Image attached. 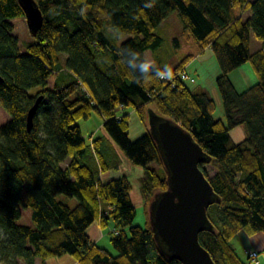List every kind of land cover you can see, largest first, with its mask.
Segmentation results:
<instances>
[{
	"label": "trees",
	"instance_id": "obj_1",
	"mask_svg": "<svg viewBox=\"0 0 264 264\" xmlns=\"http://www.w3.org/2000/svg\"><path fill=\"white\" fill-rule=\"evenodd\" d=\"M36 1L44 22L23 53L10 18H25L24 11L18 0H0V104L11 114L0 124V264H35L37 257L63 254L78 264H181L161 251L149 220L150 200L167 187L149 129L150 106L190 131L217 169L210 176L207 162L199 163L221 197L208 207L213 230L200 232L201 244L216 264H244L232 237L243 227L264 231V0ZM240 9H249L250 16L243 19ZM172 12L199 52L211 47L220 68L215 82L224 119L214 117L216 101L208 92L193 91L181 79L173 85L155 78L170 69L173 75L194 55L170 69L152 64L144 73L138 67L148 61L145 51L162 43L154 30ZM252 34L261 42L256 51ZM248 60L258 81L238 91L229 74ZM40 94L28 130L27 112ZM124 107H132L147 126L136 140L129 138V114L119 113ZM93 110L105 117L109 137L87 142L77 120ZM239 125L246 135L235 141L229 130ZM119 151L145 169L144 226L133 223L129 177L103 181L99 175L121 166ZM61 194L77 203L59 199ZM22 207L31 208L32 226L18 223ZM96 219L102 227L113 222L116 253L90 238L87 229Z\"/></svg>",
	"mask_w": 264,
	"mask_h": 264
},
{
	"label": "water",
	"instance_id": "obj_2",
	"mask_svg": "<svg viewBox=\"0 0 264 264\" xmlns=\"http://www.w3.org/2000/svg\"><path fill=\"white\" fill-rule=\"evenodd\" d=\"M18 1L29 31L35 36L44 22V13L36 0ZM43 98L44 94L38 95L28 109V130ZM149 111L150 133L167 172V187L156 192L149 204L154 237L164 255L181 264H216L199 238L201 231L213 230L207 213L209 205L221 201L199 166L201 161L211 162V157L180 123L152 108L148 109V119Z\"/></svg>",
	"mask_w": 264,
	"mask_h": 264
},
{
	"label": "rangeland",
	"instance_id": "obj_3",
	"mask_svg": "<svg viewBox=\"0 0 264 264\" xmlns=\"http://www.w3.org/2000/svg\"><path fill=\"white\" fill-rule=\"evenodd\" d=\"M10 20L14 24L13 33L19 39V51L24 53L26 52V43L33 40L26 22V18L17 16L10 18ZM154 31L163 37V41L156 48L147 49L146 58L152 64L157 66L165 67V65H174L185 56L192 54V52H194L195 46L197 45L193 38L187 39L183 34L182 22L180 16L176 12H172L166 19L161 22V24H159V26L155 28ZM129 36L130 35H126L123 39ZM250 46L252 51H255L261 47L260 40L254 34L251 35ZM61 57H64V54H62ZM215 63L216 66H213V64ZM205 65L206 68L204 67L200 71L203 72L199 73V76H197L198 80H196L195 82L187 80L186 82L193 91L208 92V94L212 96L216 101V110L213 114L214 117L224 119L223 103L215 82V76H217L220 72L219 65L214 56L212 57V60H206ZM229 76L238 91L245 90L248 86H250L247 85L248 83L252 85L258 81V76L250 60L240 65L239 68L234 70ZM53 78V76L49 78L50 82H52ZM200 79H204L205 83L202 85L198 84L200 83ZM150 107L156 111L154 106ZM124 112L129 114V138L131 140H136L146 132L147 126L139 119L137 112L133 110L132 107L126 108ZM150 114L151 113L149 111V125L151 124ZM10 118L11 114L0 104V124L5 123ZM104 120L105 117L97 110H93L88 118H80L77 120V124H79L83 137L87 142H90L92 137L106 134V130L103 127ZM229 132L231 137L235 141L243 139L246 135L244 125L234 127L230 129ZM119 154L122 161L121 166L117 170H111L110 173H112L113 176L126 174L129 177L132 183L131 197L137 211L133 223L144 226L146 225L147 216L145 212L144 198L141 186L145 178V169L141 165L133 164L132 162H130L126 158V156L122 154V152H119ZM63 165H66V162H64ZM151 165L157 169L159 168V164H157L156 162L151 163ZM204 167L206 168L210 176L217 171L216 167H214V165H212L211 163H206ZM107 174L108 173H106L105 175ZM59 199L68 202L70 205H75L77 203L75 197H69L64 194L59 195ZM18 223L31 226L33 225L30 207H22V215L18 219ZM112 226L113 222L110 221L109 225L105 227L104 238L102 241H100L99 244L105 246L113 253H116L115 248L110 242L109 231L112 229ZM231 242L235 248L236 253L244 262V264H264V231H252L248 227H243L232 237ZM253 250L259 253L256 259H252L249 256V253ZM19 263L25 264L21 259L19 260Z\"/></svg>",
	"mask_w": 264,
	"mask_h": 264
},
{
	"label": "crops",
	"instance_id": "obj_4",
	"mask_svg": "<svg viewBox=\"0 0 264 264\" xmlns=\"http://www.w3.org/2000/svg\"><path fill=\"white\" fill-rule=\"evenodd\" d=\"M251 12L249 9H246V10H239V15L245 19L247 18L248 16H250ZM251 39V37H250ZM259 49V48H258ZM256 51V50H255ZM213 52L211 50V47L210 46H206L203 51L199 52L198 51V48H197V45L195 46V49H194V52H192V55H194L193 57H191V59H189L184 65H183V68L185 70H187L189 73H192L194 76H196V80H198L197 76H199V73H202L200 72L204 67L206 68V65H205V62L206 60H212V57H213ZM145 58H146V51H145ZM147 59V58H146ZM148 60V59H147ZM178 63V62H177ZM176 64V63H175ZM172 66V65H171ZM213 66H216V63L213 64ZM239 68V67H237ZM236 68V69H237ZM234 69V70H236ZM233 70V71H234ZM231 71L230 74L233 72ZM217 73V72H216ZM220 73V72H219ZM229 74V75H230ZM216 75V74H215ZM205 78V77H204ZM215 79H216V76H215ZM195 80V81H196ZM187 81V80H186ZM195 81H191V82H195ZM187 83V82H186ZM205 81L204 79H200V83L198 84H204ZM248 83V82H247ZM188 85V83H187ZM247 85H251L250 83H248ZM189 86V85H188ZM249 87V86H248ZM247 87V88H248ZM128 108V107H124V108H121L119 113L120 114H124L126 112L125 109ZM134 110V109H133ZM105 136L109 137L107 132L106 134H104ZM102 136V135H101ZM98 137V136H97ZM95 138V137H94ZM120 152V151H119ZM121 154V153H120ZM123 154V153H122ZM122 162V161H121ZM119 169V168H118ZM111 170H108L106 172H103L101 174H99L101 176V179L103 181H108L110 180L111 178H115V177H119V176H113L112 173H110ZM106 173H108L107 175H105ZM122 175H126V174H122ZM121 176V175H120ZM127 176V175H126ZM132 198V197H131ZM144 198V196H143ZM133 201V200H132ZM134 203V202H133ZM110 223V221H109ZM108 223V225H109ZM107 225V226H108ZM104 230H105V227H102L100 224H99V220L96 219L95 221H93V223H91V225L88 227L87 229V232L90 236V238L97 242V243H100V241L103 240L104 238ZM255 251V250H253ZM35 264H78L77 261L69 254H63V255H59V256H51V257H48L46 259H42L41 257H37L36 260H35Z\"/></svg>",
	"mask_w": 264,
	"mask_h": 264
},
{
	"label": "clouds",
	"instance_id": "obj_5",
	"mask_svg": "<svg viewBox=\"0 0 264 264\" xmlns=\"http://www.w3.org/2000/svg\"><path fill=\"white\" fill-rule=\"evenodd\" d=\"M146 6H150V5H147ZM133 63H136V61H134ZM138 67L141 69L142 72L144 73H150L152 68H153V65L150 61H144V62H140L138 63ZM165 68L166 69H170V67L168 65H165ZM157 80H160V79H170L172 78V72H171V69L170 71H165V72H160V73H157L156 74V77H155ZM136 82L139 84V83H142V84H149V83H146L145 82V79H141V78H137L136 79Z\"/></svg>",
	"mask_w": 264,
	"mask_h": 264
},
{
	"label": "built area",
	"instance_id": "obj_6",
	"mask_svg": "<svg viewBox=\"0 0 264 264\" xmlns=\"http://www.w3.org/2000/svg\"><path fill=\"white\" fill-rule=\"evenodd\" d=\"M170 79H171L172 84L174 85L175 84L174 82H176L177 79L195 81V76L190 74L186 70L181 69V70H176L173 73L172 78H170ZM249 255L252 259H256L259 255V253L257 251H251L249 253Z\"/></svg>",
	"mask_w": 264,
	"mask_h": 264
}]
</instances>
